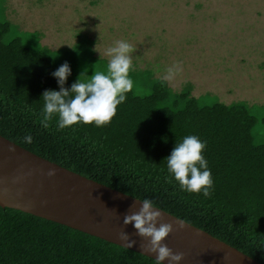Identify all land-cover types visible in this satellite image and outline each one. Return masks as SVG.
Returning <instances> with one entry per match:
<instances>
[{
    "label": "trees",
    "instance_id": "1",
    "mask_svg": "<svg viewBox=\"0 0 264 264\" xmlns=\"http://www.w3.org/2000/svg\"><path fill=\"white\" fill-rule=\"evenodd\" d=\"M0 20V134L71 171L133 197L147 196L264 264V144L245 102L202 105L189 85L174 93L160 80L149 95L131 90L101 126L40 124L41 93L57 89L55 58L20 38L7 40ZM70 66V64H69ZM65 87L74 81V68ZM30 134L31 142L24 141ZM196 134L214 189L181 191L166 169L176 140ZM0 264H154L132 249L22 210L0 206Z\"/></svg>",
    "mask_w": 264,
    "mask_h": 264
},
{
    "label": "rangeland",
    "instance_id": "2",
    "mask_svg": "<svg viewBox=\"0 0 264 264\" xmlns=\"http://www.w3.org/2000/svg\"><path fill=\"white\" fill-rule=\"evenodd\" d=\"M5 19L13 25L7 40L47 48L55 68H74L73 81L106 71L103 53L116 40L134 48L129 76L138 95L151 94L179 61L174 93L190 85L202 105L245 102L264 144V0H0Z\"/></svg>",
    "mask_w": 264,
    "mask_h": 264
},
{
    "label": "water",
    "instance_id": "3",
    "mask_svg": "<svg viewBox=\"0 0 264 264\" xmlns=\"http://www.w3.org/2000/svg\"><path fill=\"white\" fill-rule=\"evenodd\" d=\"M0 206L43 217L116 243L148 257V238L137 235L125 214L137 211L140 201L126 193L71 171L0 134ZM160 223H170L164 238L179 264H261L223 240L161 209ZM181 222L183 227H181ZM136 243L130 248L119 233ZM164 264H168L167 259Z\"/></svg>",
    "mask_w": 264,
    "mask_h": 264
},
{
    "label": "clouds",
    "instance_id": "4",
    "mask_svg": "<svg viewBox=\"0 0 264 264\" xmlns=\"http://www.w3.org/2000/svg\"><path fill=\"white\" fill-rule=\"evenodd\" d=\"M66 44V43H65ZM94 51L101 52L96 44ZM134 48L126 40H116L107 47L103 53L107 57L106 71L94 69L87 78L81 74L65 87L66 80L71 74L67 62L59 65L52 75L57 79V89H45L41 93L43 105L40 110V124L48 128L49 122L55 118L57 128L63 129L77 123L93 124L101 127L107 124L115 115L117 105L126 99V93L133 87L129 76L132 70V56ZM159 71V70H158ZM183 71L181 62L174 61L167 66L158 76L162 84H170ZM30 134L24 136V141L31 142ZM206 141L196 134H188L176 140L174 147L166 157V169L171 174L181 191L200 193L209 197L214 189L211 169L203 155ZM140 201L137 211L125 214L123 223L131 224L137 235L148 238L146 245L149 252L155 253L154 264H179L183 253H174L166 244L164 238L171 232L170 223L157 221L161 212L156 202L147 197H136ZM181 227L183 223L181 222ZM121 240L127 241V246L132 247L136 242L129 238V233L121 231Z\"/></svg>",
    "mask_w": 264,
    "mask_h": 264
}]
</instances>
